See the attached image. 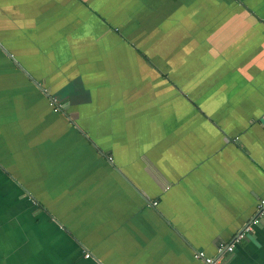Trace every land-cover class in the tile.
<instances>
[{"label": "crops", "instance_id": "crops-1", "mask_svg": "<svg viewBox=\"0 0 264 264\" xmlns=\"http://www.w3.org/2000/svg\"><path fill=\"white\" fill-rule=\"evenodd\" d=\"M262 197L264 0H0V264H264Z\"/></svg>", "mask_w": 264, "mask_h": 264}, {"label": "built area", "instance_id": "built-area-1", "mask_svg": "<svg viewBox=\"0 0 264 264\" xmlns=\"http://www.w3.org/2000/svg\"><path fill=\"white\" fill-rule=\"evenodd\" d=\"M51 104H52L54 110L59 109V106L55 105V100H52ZM153 204H156V201H154ZM257 210H258V215L264 216V197L259 198V200L257 202ZM254 222H256V220H254ZM249 230H251V225L248 224V225L244 226L238 232V234L235 236V238L229 244H226L224 242H219L218 246H217V250L219 252H222L224 250H228V251L233 250L235 242L242 239L244 237L245 233L248 232ZM86 255L88 256V254H86ZM194 258L201 260L204 264H221V261L218 257L207 255L202 250L195 251L194 252Z\"/></svg>", "mask_w": 264, "mask_h": 264}, {"label": "water", "instance_id": "water-1", "mask_svg": "<svg viewBox=\"0 0 264 264\" xmlns=\"http://www.w3.org/2000/svg\"><path fill=\"white\" fill-rule=\"evenodd\" d=\"M19 67V66H18Z\"/></svg>", "mask_w": 264, "mask_h": 264}]
</instances>
